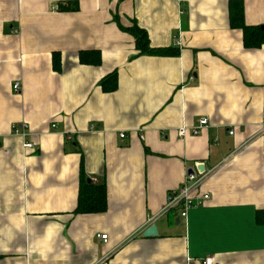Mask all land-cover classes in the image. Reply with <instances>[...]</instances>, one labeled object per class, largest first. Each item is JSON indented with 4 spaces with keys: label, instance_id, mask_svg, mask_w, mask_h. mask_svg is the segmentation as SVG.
<instances>
[{
    "label": "crops",
    "instance_id": "obj_1",
    "mask_svg": "<svg viewBox=\"0 0 264 264\" xmlns=\"http://www.w3.org/2000/svg\"><path fill=\"white\" fill-rule=\"evenodd\" d=\"M231 1L0 0V264H264V44L245 47ZM238 1L264 25V0ZM133 22L175 54L139 53ZM81 159L104 212L76 211ZM190 169L202 202L182 217L167 196Z\"/></svg>",
    "mask_w": 264,
    "mask_h": 264
},
{
    "label": "trees",
    "instance_id": "obj_2",
    "mask_svg": "<svg viewBox=\"0 0 264 264\" xmlns=\"http://www.w3.org/2000/svg\"><path fill=\"white\" fill-rule=\"evenodd\" d=\"M78 4L72 1L61 2V10H75ZM230 24L234 28L243 31L244 45L247 48H258L264 44V29L259 25H247L244 22L243 4L236 0L231 1L229 8ZM121 29L130 33L135 39L136 49L139 53L150 55H174L171 48H154L150 46L148 34L145 28L133 22L131 26L122 27ZM60 54L54 52L53 67L60 70ZM79 60L83 64H98L101 60V54L97 49H86L79 52ZM100 85L105 91L115 90L117 86V71H112L100 81ZM107 209V190L105 184L89 182L84 174L83 159L80 161V184L78 204L76 211L78 213H98Z\"/></svg>",
    "mask_w": 264,
    "mask_h": 264
},
{
    "label": "built area",
    "instance_id": "obj_3",
    "mask_svg": "<svg viewBox=\"0 0 264 264\" xmlns=\"http://www.w3.org/2000/svg\"><path fill=\"white\" fill-rule=\"evenodd\" d=\"M19 88V83L14 84V89L17 90ZM208 124V120L205 117H202L199 119V125L191 127L190 131L193 134H199L203 127H205ZM262 124L264 127V109L262 112ZM23 128L24 130L27 129V124H20L13 127L14 132L18 133L19 129ZM189 128L185 125L181 126L178 129V135L180 137L186 136L189 132ZM231 131L230 133H232ZM123 137L124 134H121ZM25 149L28 151L35 150V143L32 141H26L24 143ZM200 178L199 175H197L194 171L193 173L187 172L185 182L181 187H179L176 190H173L169 192V195L167 196V205L166 210H173V209H179L180 215L182 217L187 216L188 210L193 207L194 205H197L202 202V199H200V196H194L193 195V189L196 187V185L199 183ZM208 195L205 194L203 196V199H207ZM99 237L106 242L108 239V234H100ZM215 258L213 256L206 257L203 259V264H214Z\"/></svg>",
    "mask_w": 264,
    "mask_h": 264
},
{
    "label": "water",
    "instance_id": "obj_4",
    "mask_svg": "<svg viewBox=\"0 0 264 264\" xmlns=\"http://www.w3.org/2000/svg\"><path fill=\"white\" fill-rule=\"evenodd\" d=\"M262 28L264 29V25L262 26ZM203 167H198L199 170H201ZM189 173H193V170L190 169L188 171ZM89 182H91V180H88ZM145 236H152V235H157L158 231H157V227L155 224L150 225L143 233Z\"/></svg>",
    "mask_w": 264,
    "mask_h": 264
}]
</instances>
